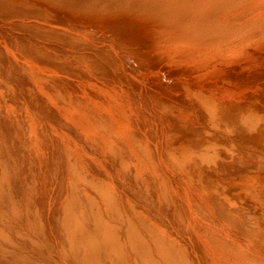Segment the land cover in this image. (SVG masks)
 <instances>
[{
    "label": "bare ground",
    "instance_id": "bare-ground-1",
    "mask_svg": "<svg viewBox=\"0 0 264 264\" xmlns=\"http://www.w3.org/2000/svg\"><path fill=\"white\" fill-rule=\"evenodd\" d=\"M247 31L255 32L254 38L258 36L264 45V0H0V66H9L11 77L18 71L25 76L20 84L25 92L13 82L6 84L8 97L0 96V264H237L236 256L232 255L236 260L228 257L227 245L214 243L220 252L210 245V241L218 239L206 235L205 229L200 232L205 239L202 242L189 218L178 212L179 205L166 194L152 195L159 207L171 211V220H163L162 213L139 195L128 198L121 181L118 188L113 185L116 177L89 181L92 192H84L88 188L82 189L76 181L78 191H74L73 176L81 178L83 157L62 147H51L47 135L56 129V122L47 124L46 116L38 113L44 111L52 116L56 110L63 121L70 119L91 129L95 143L126 173L143 168L163 178L160 154L172 162L173 170L187 176L217 169L216 165L204 166V162L210 163L213 158L211 149L216 145L212 136L219 135L221 128L235 123L248 137L264 138V101L249 95L253 92H244L254 84L249 82L247 88L232 81L223 84L230 74L235 78L239 72L254 73L256 55L240 51L245 53L244 59H239L240 64L225 66L228 75L219 67L206 69L226 50L221 49L220 53L218 46L211 44L218 45L217 41ZM50 42L69 47H52ZM208 44L210 47L205 48ZM258 46H249L250 51L264 53V47ZM239 55H235V62ZM105 60L116 69L120 67L119 76L139 94L131 89L133 94L129 95L115 73L119 71L105 68ZM224 62L228 63L227 59ZM148 65L152 69L145 70L142 81L139 71ZM95 71L100 78L95 77ZM46 78L58 80L59 90ZM231 87L240 90L239 95H232L233 100H229V95L226 98L218 94L222 88ZM22 93L36 112L29 107L28 99L21 98ZM50 93L57 98L56 109L49 108L42 99ZM142 101L156 113L161 130L142 108ZM190 101L205 113L204 119L188 110L186 103ZM14 107L22 110L17 112V119ZM223 109L229 114H217ZM23 112L28 118H23ZM93 114L98 118L94 119ZM37 119L39 123L44 119L43 125H37ZM15 121L23 130L17 128ZM146 126L152 130L150 135L146 134ZM47 152L55 154V159L60 153V169L53 172L60 177L56 184L62 188L65 180H70L71 189L68 193L66 190L65 197L59 192L51 196L52 190L49 196L53 200L45 197L47 191L43 188L56 181L54 174L49 175L53 173L54 157H48ZM68 157H73L74 162ZM19 158L28 166V162L32 165L41 159L40 169L44 172L48 168L50 172L43 174L39 165L35 168L36 163L32 166L36 175L29 166L31 175L39 179V170L45 175L41 176L43 181L49 182L50 176L53 181L43 184L42 189L41 178L38 185L35 180L28 181L30 171L28 166L22 167ZM21 167L28 171V178ZM68 173L71 179H66ZM152 184L150 190L161 187L159 181ZM161 184L169 187L167 182ZM42 192L44 200L40 198ZM224 216L230 218L231 213ZM239 226L246 227L243 222Z\"/></svg>",
    "mask_w": 264,
    "mask_h": 264
},
{
    "label": "rangeland",
    "instance_id": "rangeland-1",
    "mask_svg": "<svg viewBox=\"0 0 264 264\" xmlns=\"http://www.w3.org/2000/svg\"><path fill=\"white\" fill-rule=\"evenodd\" d=\"M247 33L249 34V36ZM250 33H253V32L247 31V32H244V34H242V35H241V33H239V35H241V36H239L238 34H235V35L231 36L230 38H227L226 41H222V42L217 41L216 43L218 45L214 44L215 42L213 43V45L210 43L211 47L212 46L213 47L218 46V51H220V53H221V51L223 52L224 49H226L225 52L226 51L227 52L226 53L223 52L219 56L217 55L218 57H220V60L222 62L219 61L218 57H215V60H214L215 63H213L211 66H207L206 69H208V71H211V70L217 69L219 67V69L221 68L222 72H225L228 75V73H227L228 67L225 68V66H228L229 64H233V63H238L239 59L240 60L244 59L245 53H250L254 56L256 55L255 57H257V59H256L257 60L256 65L257 66H254V68H255L254 73L239 72L238 77L235 76V78L232 74H230V76H228V78H226V80H224L223 84H225L228 81H232V82H236L237 85L239 84L238 85L239 87L247 88V86H249V85H251V83H253L254 85L250 88H247L246 91H244V92H246V94H247V92H253L252 94H249V95H251L252 97L258 98L261 101H264V76H263L264 75V58H263L264 53H260L259 51L258 52L257 51H255V52L250 51V50H252V48L249 47V46L254 47V45H255L256 46L255 48H257V47H259L258 45H261L263 47H264V45L262 44L263 42L257 40L258 36L254 38V36H256L255 32L253 33V35L252 34L250 35ZM257 35H258V33H257ZM228 39L230 40V42ZM53 41L55 42L57 40H53ZM52 42H50L51 43L50 45L51 46L53 45L52 47H60V48L63 47L62 49H64V48L66 49L67 47H69L66 44H65V46H63L64 44L61 42H60V44L58 43L59 45L58 44L56 45V43L59 41H57L55 43V45H54V43L52 44ZM226 43H228V44H226ZM242 43L246 44V45L244 46ZM247 43H249V44H247ZM230 45H232V46H230ZM239 45H243V47L240 48ZM225 46H228V47L225 48ZM206 47H210L209 44H208V46H205V48ZM221 47H223V48H221ZM227 48H228V50H227ZM230 48H231V50H230ZM239 48H240V50H239ZM221 49H223V50H221ZM240 51H243L245 53L240 54ZM237 53H239L240 55ZM257 53H260V54H257ZM235 55H239V58L237 56V58H238L237 62H235L236 61ZM232 56H233V58H232ZM241 56H242V58H241ZM17 57L19 59H22L19 55H17ZM221 58H223V59H221ZM224 58L227 59L228 63L224 62V60H225ZM228 58L230 60H228ZM260 58H263V59L259 60ZM216 60H218V61H216ZM258 61H259V63H258ZM224 63H226V64L224 65ZM238 64H240V63H238ZM217 65H220V66H217ZM103 66L105 68H108V69L114 71V72L119 71V73L118 72H115V73L117 74L119 79L121 78L120 80L124 83L126 91L129 95L130 94L132 95L134 91L136 92V94H139V93H137L139 91L132 84L126 82L125 80H123L122 77L119 76V74L122 71V69L120 67L118 69H116L110 61H106V60L103 61ZM147 67L148 68L141 69V71H139V73H140L139 77L141 78V80L145 77V73L149 70V68H150V70L152 69V66L149 67V65H148ZM92 70H94V67L91 69V71ZM125 70L127 71V68ZM145 70H147V71H145ZM10 71H11V69L9 66H7V65L0 66V77L5 79L3 81H0V96H4V98L8 97V95H9L8 94L9 90L6 88L7 83H9L10 85L13 82L15 84L17 83V85L20 86V90L25 92L24 87H21L22 81L24 80L25 76L21 72L18 71V72L14 73V76H12V77H16V78H12L10 73H9ZM93 73H95V77L100 78L99 76H96L97 75L96 71ZM245 74H247V75H245ZM227 75H226V77H227ZM248 75H250L249 76L250 79H249V77H247ZM257 77H259V78H257ZM260 77H262V78H260ZM47 79L51 80L50 82L52 83L51 84L52 86H53V83L56 84V86L54 85V87H56V89H57V86H59L58 80L57 81L55 80V82H56L55 83L52 81L53 79L46 78V81H48ZM137 79H139V78H137ZM115 82L118 83V81H116V78H115ZM249 82H251V83H249ZM131 89L133 90V92ZM57 90H59V89H57ZM239 92H240V90H237L235 87L234 88L231 87L230 89L222 88L218 92V94H223L226 98L229 95V100H230V97H232V95L233 96L235 94L239 95L240 94ZM21 95H22L21 98H23V100H25L26 99L25 97H27V96H25L26 94L23 95V93H22ZM43 97L44 98H42V99L45 101V103H47L49 108L51 107L53 109H56L55 105L57 104V98L55 97V95L53 93H50L49 95H44ZM63 97L65 100L68 101V99H66L64 94H63ZM27 99L25 101L29 100V102H28L29 104L28 103L27 104L30 105V99H28V100ZM231 100H233V97L231 98ZM9 102H11V101H9ZM9 102H8V104H11L13 106V103L12 102L9 103ZM39 104H41L40 101H39ZM29 107L32 110L34 109L35 112L37 111L31 105ZM186 107H188L189 111L191 109L195 113L194 116L196 118L204 119L205 113L200 108H198L197 104L190 101V102L186 103ZM142 108L144 109V111L148 115H150L152 117V119L156 120L157 125H158V130H161L162 125L160 124L161 122H160L159 118L156 117L157 116V115H155L156 113L151 112V110L149 111V109L146 107V104L144 101H142ZM11 110H13V108ZM13 111H15L14 112L16 115L15 119L19 118L18 117L19 114L17 112L21 113L22 110L20 108L15 109V107H14ZM87 111H88V109H87ZM50 112H52V111H50ZM52 113H54V112H52ZM26 114H25V112H23V118L25 117L24 115H26ZM38 114L46 116V119H45V117H42V118H44L45 120H48V122H47L43 119V121H45L47 124L50 122H53V123L56 122V125H55L56 129H51L48 131L47 139L50 142V146L53 148L56 147L58 149H59V147H62V148H65L67 150H71L74 155H76V156L81 155L83 157V160H84V162L82 163V165L80 167L81 171L79 170L81 172L80 174L82 175V176L80 175L81 178L73 176V179H75L74 180L75 184L71 185L73 187H71L70 184L68 183V182H70V180L67 181L64 178L66 183L64 184L65 187H63L65 189H63L62 186L60 187L58 183H57L58 185L56 184V182L59 181L57 179L60 178L59 176L56 175L57 171L60 169V168H58V166H60L59 163L61 162V161H58V159L60 160V158L58 156L60 153L57 154L60 150L58 151V149H57L56 159H55V154H50L49 152H47V155H49L48 157H50V155H53V156H51V159H52V157H54L53 158L54 160L50 159L51 162L53 161V163L54 162L56 163V161H57L56 165H55V163H54V165H53V163L51 164L53 166V169H51L52 170L51 172H50V170H48V168H46L47 170H44L45 168L43 169L44 172L49 171L50 173H52L53 170L56 171V173L54 171L52 174H49V175L54 174L53 178H56V181L54 179L55 182L51 183V185L53 183H55V184H53V188L50 189L52 186L48 185V183H50L53 178H52V176H50L49 182H47V183L45 182L46 180L43 181L44 180L43 177H45V175L43 176L44 172L41 170L42 168L40 169V165H39L41 163V159H40V163L36 162L37 165L35 166V168H38V165H39L38 169H40V171L43 172V174H42V172H40L41 173L40 174V173H38L39 170L38 169H37L38 171L36 170L37 175H40L39 176L40 178H41V176H43L41 178L42 180H40V182H39L41 184H39L37 182V180H39L40 178L37 179L38 176H35L36 175L35 168H33L34 164H36V163L32 164L35 160H33V161L31 160L32 165H30V163L28 162L29 166H31V168L34 169V170H31V171H33V173H35V175L33 176V175H31L32 173L30 171V167L22 162V160H23L22 158H19V160L21 159V163L24 164V165H22L20 163L22 165V167L28 166L27 169H29L28 171H30V173H29L28 171H25V168L22 169V167H21V170L22 171L24 170L26 172V174L23 172L24 173L23 175L26 176L27 172H28L29 178H30V176H32V178L35 177V179L33 178V181H32L28 178V175H27L26 177L28 178V181L34 182V180H35V182L37 183V184L36 183L35 184L36 185L39 184L40 187L43 186V184H45V183H46L45 185H48V186L44 187L45 190L43 188L44 192L47 191L46 192L47 194L45 195V197L47 195L48 196L46 198L49 199V197L56 196L59 193L61 196L63 195L65 197V195H67L66 190H68L67 193L70 191L71 188L72 189L74 188L75 189L74 191H76L77 190L76 186H77V184H80V183H81L82 189H84L85 187L88 188V190L86 188H85L86 190H84V192L85 191L87 192L90 190L89 188L91 186H89V185L92 182H98L100 180L107 181V180H110L111 176L114 178L116 177V179L114 180V182L116 181V183H113V185L115 187L118 188L119 187L118 185H120L119 181H121L123 187L122 186H120V187H122L123 190L125 189V192L128 190L129 194L127 192L125 193L127 197L129 196L128 198L134 197V195L135 196L139 195L141 200L150 204V206L154 205V207L157 208V210H159V213L161 212L163 214V215L161 214V217L163 220H164V218H165V220H168V219L171 220V216L169 214V213H171V211L167 208H163L162 206L159 207L158 204L155 203L154 196L152 194L159 195L162 193V194H166L167 197L174 198L175 203L177 205H179L178 206L179 207L178 212L181 215L185 214L189 218L191 226L193 227L194 232L198 234L199 239L202 242L205 241L204 237L201 234L202 233L201 231L203 229H205L206 235L218 239V240L210 241V245L212 244L213 247L215 246L214 249H217L216 251H218V252H220L219 251L220 249L216 248L218 245L216 246V244H214V243L227 245L228 257L230 259L236 260V258L234 259V257L236 256L238 258L237 260H239V262L237 264H242V263L243 264L244 263L253 264L251 261H255L256 262L255 264H264V231H263L264 229L262 228L264 226V148H263L264 138H262L260 136H257L255 138L248 137L246 133L242 132L241 129H239L238 126L235 125V123L228 125V126H225V127L221 128L219 135L215 134L212 136L213 143H215V145H216V146H214L213 149H211V153L213 155V158L209 161L210 163L204 162V166L209 164L210 167L211 166L214 167L216 165L217 169L212 168L209 172H206V173H200V174L192 173V174H189V176H187V175L181 174L179 171L173 170L172 169L173 164L172 165L170 164L171 161L167 160L166 158L163 157L162 154H160L159 162H160L161 167H163V173H161L163 178L160 179L158 177V176H160L159 174H157V173L152 174L151 172H148V171L144 170L143 168H139L138 171H136V170L131 171L130 170L131 173H130V171H129V173L120 171V169L118 168L119 166L117 167L118 162L115 159H113L112 157H110L104 149L100 148L95 143L91 129H88V128H85L82 126H78L75 122H73L70 119H66L63 121L62 120L63 118L60 119L59 111L57 112L55 110V113L52 114V116L48 115L44 111H42L41 113L39 112ZM91 114L92 113L90 112V115ZM217 114H222L224 116V115H228L229 112L227 110L223 109V110L218 111ZM55 115L56 116L59 115L58 119H60V120H58V119L55 120ZM91 117H93V116H91ZM94 117H95V115H94ZM25 118H28V115ZM97 118L98 117H95L94 119H97ZM37 120H36V122L38 123L37 125H39V124L43 125L42 120H41L42 122H40V123H39V119H37ZM12 121H13V119H12ZM252 121H254V119H252ZM15 122L17 123V126H18L17 128H19V129L23 128L18 123V121H15ZM15 122H13V123H15ZM197 122H198V120H197ZM15 124H14V127H13V125H11L13 127L14 131L16 129ZM22 130H21V132H22ZM18 131H20V130H18ZM145 131H146L147 135H150V132H152V130H150L147 126L145 128ZM15 133H16V131H15ZM18 133H20V132H18ZM22 134H23V132L19 134V135H21V138L23 136ZM16 135H18V134H16ZM15 138L21 139L20 136L19 137L16 136ZM199 141L203 142L202 140H199ZM208 141H211L210 138L208 139ZM117 145H119V144H117ZM160 149H162L161 145H160ZM19 156L22 157V155H19ZM48 157H46V158H48ZM146 157H148V155H146ZM196 157L199 158V156H196ZM68 159L71 163L74 162L73 157H70V158L68 157ZM144 159H147V158H144ZM28 160L29 159H27L26 162ZM148 160H149V158H148ZM51 162L49 161V163H51ZM41 165H42V163H41ZM52 166H50V167H52ZM54 166L57 167V170H56V167H54ZM50 167H49V169H50ZM98 169L100 170V172L98 171ZM204 169H205V167H204ZM134 171H136V172H134ZM45 174H47V173L45 172ZM49 175H46V176H49ZM70 175H71V173H68V176H66V179H67V177L69 179H71L72 175L71 176ZM47 178L48 177H46L45 179H47ZM79 179H81V181H82V179L85 180V182H87V184L89 181L91 183L89 182L90 184L87 185L86 183L80 182ZM47 181H48V179H47ZM76 181L79 183H77ZM156 181L160 182L161 187L155 188L154 190H150L151 185H153L152 183L156 182ZM145 182H147V184ZM163 182L169 183V187L163 186V184H161ZM82 183L86 184V186L83 187ZM36 185H35V187H36ZM39 186H37L36 188H38ZM55 186L58 188H56ZM78 187H79L78 189L80 190V188H81L80 185ZM46 188H48V189H46ZM55 188L57 189L56 191H54ZM166 188H169V190L166 191L165 190ZM41 189H42V187H41ZM41 189H39V191H41ZM60 189H61V191H58ZM50 191H51V196H49ZM71 191H73V190H71ZM90 191L92 192V190H90ZM36 192H38V190ZM52 192H55V195H53L54 193H52ZM61 192H64L65 194H62ZM89 192H88V194H89ZM42 194H45V193L42 192L41 196H40V194L39 195L37 194L38 199L36 196V200H38V203H40V201L42 202V200H44L43 199L44 195H42ZM91 194L94 195V193H91ZM39 196H40V198L42 197V200L39 198ZM103 196H104V194H103ZM103 196H102V200L104 198ZM50 199L53 200L52 197ZM150 201H152V202H150ZM47 213H50V208L47 209ZM225 213H231V217L227 218L226 216H224ZM241 222L245 223V225H246V227L243 229H241V227L239 226V225H241ZM50 252L51 251H49L47 249V253L49 254ZM197 252L198 251L196 250V253ZM53 253L56 254L57 252L53 251ZM199 256H200V254L198 253V258H199ZM68 264H70V263H68Z\"/></svg>",
    "mask_w": 264,
    "mask_h": 264
}]
</instances>
